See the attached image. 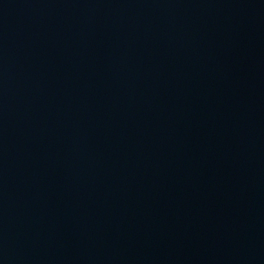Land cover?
Masks as SVG:
<instances>
[{"label":"water","instance_id":"1","mask_svg":"<svg viewBox=\"0 0 264 264\" xmlns=\"http://www.w3.org/2000/svg\"><path fill=\"white\" fill-rule=\"evenodd\" d=\"M0 264H264V0H0Z\"/></svg>","mask_w":264,"mask_h":264}]
</instances>
